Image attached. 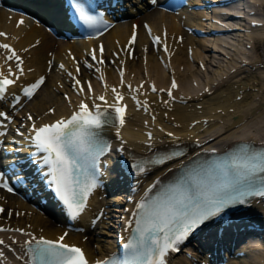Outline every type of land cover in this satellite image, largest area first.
Listing matches in <instances>:
<instances>
[{
  "label": "bare ground",
  "instance_id": "bare-ground-1",
  "mask_svg": "<svg viewBox=\"0 0 264 264\" xmlns=\"http://www.w3.org/2000/svg\"><path fill=\"white\" fill-rule=\"evenodd\" d=\"M18 1L37 9L44 17L50 18V14L52 13L53 16H55V19H59L58 17L61 8L59 2L56 0ZM236 2L238 4L233 7H231L230 4H224L222 2L221 5H219L221 7H218L217 11L212 10L206 12L204 10H197L194 13V15L199 18L204 17L206 19H212L213 17L220 21V23L218 21L214 23L212 21V23H210L209 21L207 22L206 20L200 19L202 30H205L204 27H208V24L210 23V29H216L217 31L214 36H205L198 39L202 45L201 50H199V47L194 46L193 48V51L194 49L198 50L196 54V50L193 52L195 58L199 57L198 63L201 61L204 62V64H207L209 58L213 60L211 63H215L216 66L211 70L207 68L206 70H201L198 65H194L195 58L190 60L189 56H187V53L189 52L187 45H193L195 42L190 39L188 33H185V35L182 36L180 29L185 24H191V19L180 20L178 15L174 12H168L167 14L164 11L157 10L155 7H153V9H143V13L131 14L126 20H120L115 23V25L101 37L77 40H56L54 37L50 36L48 32H45L43 28H40V24H31L28 17L26 19L19 18L18 15L15 16L12 12L4 11L1 8L0 30H5L8 34L6 37L0 36V42L2 43L6 40L8 44L10 43L15 46L16 53L18 55L22 54L23 59L22 68L24 75L22 81L10 86L9 90L10 92H14L23 83L31 84L40 76H44V86L47 87L50 83L55 86H60L63 91L67 92L69 103H63V100L58 98V96L53 98V95L49 93L47 97H40L35 103L33 102L34 105L32 104L31 110L36 116V114L40 115L45 112L44 110L48 105L50 106L52 104L55 106V110L51 111V113L41 115L43 119L41 118L39 122L66 116V114H69L72 108L75 107L76 103H79L80 100V97L69 88L68 84V80H72L73 78H78V80L82 79V73H77V66L75 63V59L77 58L84 67L83 72H85L84 77L87 85L82 83L76 86V88L80 89V86H83V88L87 90L88 83L90 82L94 91H99L101 93L103 91L106 98L109 96L108 92L112 90L110 87L114 85L117 91L120 90L121 92L123 91L130 93V95L133 94L138 96L140 100H142V105L146 103L143 102L145 101L143 100V97L148 96L151 99H156V96H159V94L151 95L149 93V83L156 85V88L166 89L170 84L171 77H173L176 78V81L178 82V87L174 90L171 89L175 92L173 95L176 97L182 96L186 100L196 98L201 99L211 91L215 90V87L222 84L224 80L237 77L234 81H239L243 76H240L239 78L238 75L251 70L249 66L246 65L250 61L247 58L245 50L247 46L245 45L246 41H244L245 33H241L238 30L239 28H244L246 31L250 30L246 36H248L249 40H251L255 46L264 42V28L257 29V26L259 25L264 26V17H258L256 15L260 11V7L264 8V0L251 1L253 3H251V6H254V10H251V12L245 11L246 7H250L248 1L239 0ZM247 3L249 6H247ZM126 4H128V2ZM221 10L223 12H221ZM246 13L251 15L250 20H244L245 22L241 25L237 19H241L242 15ZM180 14L183 13L180 12ZM21 20L23 23L18 26V22ZM179 21L181 23H179ZM58 24H60V21ZM145 25L150 27V34L149 30H146ZM133 26H136V40L130 43L133 35L132 31L134 30ZM147 35L153 36L154 38H160V42H157L159 44H157L156 50L157 55L163 59V62L159 57L157 60L150 57L149 54L147 55V59L145 58L143 61L144 57L142 58L140 54H143V51L145 50L147 51V47L144 45L145 40L148 37ZM163 43L167 45L168 52L170 53L169 61L166 54L161 49ZM101 46H103L107 52L104 58L102 57V59H98ZM206 47L212 49L210 55L207 53L203 54L202 49H206ZM132 48L133 50L131 51L130 49ZM25 49H27V51H24ZM93 50L97 51L96 56L99 61L98 65L96 64L94 67L92 65V56L90 55ZM4 53V49H0V71L3 73L5 66H3L4 56L2 55ZM49 61H51V64H49ZM61 65H63L62 68L60 67ZM89 65H91V67H89ZM100 66L102 67L101 75L107 85L106 88H101V85H99L100 80L96 79V77L99 79L98 72L92 71V67L98 69ZM256 69L257 76L256 74H254V76H256L257 82H252L253 86L255 84L258 85L255 88L256 90L250 92L245 90L248 87L246 79H244L243 82L240 81L238 84H234V86L228 84L230 87L227 91H225L226 89H221L219 92H216V96L208 97L214 99L213 101L208 102L209 104L213 103L214 106L207 108L204 107L202 108V111L198 113L194 110H187L186 106L180 104L174 103L172 104L173 108L167 110L164 106L154 107L153 103L148 102L154 109H156L154 110L151 108L152 113L157 114L156 119L158 120L155 122V126L150 124L151 119L149 118L150 115L148 114V111L145 112L140 109L133 111L136 103H134L133 109L128 107L126 109L125 123L123 125L118 123L116 126L112 127L110 131L113 145L120 144L122 147H125V151H127L125 157H128L129 150L132 151V153L135 152L144 156L157 149V147L161 146L164 142L172 143L177 141L185 146L188 145L189 150L187 154L174 160L172 163L159 167L158 169H155V171H150L149 173L141 175L135 172L133 173L134 176L131 178L129 175L125 174L121 167L119 168V165L115 162L113 166L114 170H112L110 174L111 179L114 177L113 181H118L116 182L119 186L117 189L118 191L122 190L128 192V194L132 192L131 197H133V201L129 202V205L127 202H124L125 207L129 206L124 222L117 219L115 220L114 218L113 209L124 211L122 209L123 207L120 206L119 208L114 206L115 203L118 205L119 201L123 202L125 199L124 193H118L116 196H109L106 200L108 204V214L106 216H112L113 218L111 220L114 221V223L110 225L113 226L112 232L110 233L113 237H109L104 244L98 242L94 244L93 239L87 237V233L84 231H69L65 237L66 241L73 244H81L88 253L90 260L95 259L96 256L103 258L109 251H114L116 242L115 238L119 235L125 236L124 234L127 233L128 229L125 227L127 226L126 224L128 223V220L126 219L128 218L129 212L134 211L138 197L143 194L148 186L155 184L156 181L160 180L165 174L179 166L180 163L190 156L189 153H195L202 149L207 150L211 147L215 149H226V147H229L235 141L240 140H253L259 144H264V67L257 66ZM121 71H123V83ZM201 72H203V75H201ZM249 73H251V71ZM57 79L63 81V86L59 85V83L57 85ZM143 79L146 80L148 86L142 85L141 87L140 83ZM195 81H197V85H194ZM126 82L132 84L130 89L125 87ZM133 88L136 89L134 90ZM137 89L139 90L137 91ZM238 94L240 99H237L236 97ZM6 95H8V92ZM166 98L169 97L167 96ZM208 98H206L207 101ZM165 110L168 112L167 117H164ZM198 118H202V120H200L199 123L194 124V126L191 125V122ZM204 118L206 120H204ZM145 120L148 125L145 124ZM174 122L177 123V126H174ZM204 122H207L208 124ZM160 124L162 127H167L165 132L157 128V125ZM118 129H120L121 137L118 136ZM148 129H152L156 134V137L152 139L149 138L147 136L148 134H146V130ZM171 132L176 136V139L175 137L173 138V136H171V138L168 136V133ZM112 157L114 160L119 158L118 152L115 150L112 151ZM119 182L121 183L119 184ZM124 185L126 186L123 187ZM134 185L137 189L136 193L132 190ZM99 198L100 194H95L93 200H90L92 201L91 207L89 209L87 208L86 211L80 214L81 217L78 221L80 220L83 227L90 228L92 226L90 220H88V224L86 221L89 216L94 218L100 210L101 203ZM255 200L256 199L252 202H254L260 212H264V197L259 198L258 200L260 202L258 203ZM0 204H2L3 208L6 210L7 208L11 209L15 214L18 212L19 215H17L18 218L14 217L13 221L3 223L0 220V224H5L8 227H26L25 229H31L35 236L45 235L48 238H59V235L66 231V216H64L62 210L57 207L56 203H46V208L54 214L56 220L49 216V218L45 219L43 217L41 218L39 215H34L29 210V207L26 206L27 203L20 201L18 197L11 193H6L2 189H0ZM206 233L209 234L210 232ZM3 234H6L3 236L5 237L4 241L6 244L0 245V253H6L8 258L6 264H24L27 262L28 257L25 250V239L27 236L24 237L17 233L7 235L8 233L0 232V235ZM230 235L231 232L229 234L225 233L224 237L227 236L226 241ZM204 241L208 242L210 239L206 238ZM93 244L96 245V248L94 249L92 248ZM7 245L13 246L14 251H10ZM249 245L251 246V244ZM261 248H264V243L262 242L252 244L251 246L252 252L249 256L253 258L256 264H264V250H260ZM233 253L234 255L236 254V252ZM181 261L182 260L179 259L178 263L182 264L183 262L181 263ZM233 261L236 262L235 259H233ZM184 262L192 264L187 258H185Z\"/></svg>",
  "mask_w": 264,
  "mask_h": 264
},
{
  "label": "snow or ice",
  "instance_id": "snow-or-ice-1",
  "mask_svg": "<svg viewBox=\"0 0 264 264\" xmlns=\"http://www.w3.org/2000/svg\"><path fill=\"white\" fill-rule=\"evenodd\" d=\"M69 2L75 18L84 25L92 27L107 23L102 14H92L80 0H69ZM22 23V20L19 21L18 26ZM135 27L133 26L134 31L130 43L135 41ZM145 27L151 33L150 27L148 25ZM0 36L6 37L7 34L0 32ZM155 42H160V38L156 37ZM0 49L10 53L6 60H15L16 69L22 75L23 60L12 46L0 44ZM165 51H167L166 47ZM100 52L102 55L103 46L100 47ZM92 58L96 59L94 51ZM60 67L62 68L63 65ZM77 71H79V67H77ZM18 78L10 66L7 76L0 71V100L4 98L8 87L15 84ZM121 78L123 83V71H121ZM44 83L45 77L40 76L35 82L22 89L24 95L27 98L33 97ZM80 84L79 80L75 81V85ZM177 87L178 85L173 80L171 88ZM129 88H131L130 85ZM88 90L92 91L90 82ZM79 91L81 94L83 93V86ZM152 91H157L155 85L152 86ZM159 91H165V89ZM167 91L171 98V89ZM112 92L115 95L114 104L109 105L104 95L97 99L104 102L107 107H113L120 125H123L127 106L120 104L123 96L117 92L115 87ZM14 99L18 100L17 97ZM94 108L95 112L90 110L87 103L81 101L78 110L73 112L68 119L61 118L51 124H43L39 127L34 124L32 126L33 143L36 149L46 153L42 157V162L48 166L49 183L53 186L56 196L72 219H76L84 211L89 195L97 187L99 173L96 160L109 147L99 138V133L94 132L93 129L99 130L107 124L111 118L110 114L102 111L100 105H94ZM0 118L11 119L4 111H0ZM28 119H32L31 115ZM153 119L155 118L153 117ZM5 134V132H0V136ZM168 135L171 136L172 133H168ZM149 138H151V133H149ZM178 155L180 153L165 154L159 160L134 163L132 167L143 173L151 164H163ZM211 168L223 170V180L211 188H205L192 172H188L180 175L174 184L166 186L154 198L147 200L142 198L133 212L134 221H129V226L135 224V235L124 245L126 249L130 250L129 257L123 262L113 259L97 261L96 264H138L141 261L143 264H166L169 250H176V246L184 241L194 229L219 216L226 208L244 205L250 196H264V148L256 151L245 145L239 151L229 154L222 163L210 166ZM82 169L84 171H81ZM88 169H91L92 172L88 174L87 183L83 184L80 177ZM0 188L9 192L13 191L3 172H0ZM4 211L5 209L0 207V213ZM102 214L101 212L100 216ZM8 215L11 216L12 213L9 212ZM100 216L97 217V220L100 219ZM11 230L0 227V231ZM15 231L23 232L22 229H15ZM27 235L31 236L30 233ZM65 236L67 233L57 240L33 236L32 239L25 241L28 257L26 264H89L81 248L63 243ZM3 244L4 240L0 239V245Z\"/></svg>",
  "mask_w": 264,
  "mask_h": 264
},
{
  "label": "rangeland",
  "instance_id": "rangeland-1",
  "mask_svg": "<svg viewBox=\"0 0 264 264\" xmlns=\"http://www.w3.org/2000/svg\"><path fill=\"white\" fill-rule=\"evenodd\" d=\"M246 2L248 1V3L250 4V7H246L245 8V11H247V12H251V10H254V6H251V1H255V0H245ZM247 3V6H249V4ZM253 4V3H252ZM259 12L256 14L258 17H264V8H262V7H260L259 8ZM244 16H246V20L245 21H247V20H250V16L251 15H248V13H246V14H243ZM256 15H252V16H256ZM198 19V21L200 22V19H202V20H206L207 22L209 21V20H207L206 18H202V17H198L197 18ZM210 19V18H209ZM181 20V19H180ZM210 20H212V19H210ZM243 20V18L242 19H240L238 22L242 25L245 21ZM191 21V20H190ZM213 21V20H212ZM195 21H191V23L192 24H195L194 23ZM210 22V21H209ZM179 23H181L180 21H179ZM244 27V26H243ZM205 28V27H204ZM262 28H264V26L263 25H259V26H257V29H262ZM241 33H245V39H244V41H246V44L245 45H247L246 46V48H245V50H246V55H247V58L249 59V61L250 62H248L246 65H248L249 66V68L251 69L250 71H251V73H249L250 71H247V72H243L241 75H238L239 76V78H240V76H243V78L242 79H238L239 81H234V80H236L237 79V77H233V78H230V79H226V80H224V82L222 83V84H220L218 87H215V90H213V91H211L209 94H207L206 96H204L203 98H201V99H192L191 101L189 100L188 102H187V104H182V105H184V106H186L187 107V110H194V111H196L197 113L198 112H201L202 111V108H204V107H212V106H214V104L212 103V104H209L208 102H210V101H213L214 99L213 98H208V97H212V96H216L217 95V93L216 92H219L221 89H226L225 91H227L228 90V88L230 87L229 85L230 84H232L233 86H234V84H238L240 81L241 82H243V80L244 79H246L247 80V82H248V87H247V89H245L246 91H248V92H250V91H254V90H256L255 88L258 86V85H254L253 86V84H252V82L254 81V83L255 82H257V79H256V76H257V69H256V67L257 66H261V67H264V42H262V43H259V45H257V46H255L254 44H253V42L251 41V40H249V38H248V36H246V34H248V32L250 31V30H248V31H246V30H244V28L242 29V31H241V29L239 28L238 29ZM134 31V30H133ZM133 31H132V33H133ZM147 32V31H146ZM180 33L182 34V36H184L185 35V33H188L189 34V37H190V39L192 40V41H194L195 43L192 45V44H189L188 45V47H189V49L191 50V46H192V48H194V46L195 47H199V50H201V48H202V45H201V43H200V40H198V38H196V37H194V36H192V33H190V32H187V31H185V30H183V28L181 27V29H180ZM148 36V35H147ZM148 37H150V36H148ZM148 37H147V39L145 40V43H144V45L147 47V51L145 50V51H143L144 53L143 54H140L141 55V57L143 58L144 57V59H143V61L145 60V58L147 59V55L149 54V56L150 57H153L154 59H157L158 58V56H157V52H156V49L153 47V45L152 46H147V44H148ZM247 37V38H246ZM246 39H248V40H246ZM135 40H136V37H135ZM153 43V42H152ZM255 47V48H254ZM258 47V48H257ZM213 48V47H212ZM155 49V50H154ZM196 49H194V51H195ZM193 51V50H192ZM193 51V52H194ZM198 50H196L195 51V54H196V52H197ZM190 53L189 54V52L187 53V56H189V59L191 60V58L193 59V58H195V56H194V53ZM202 52H203V54H211L212 53V49L210 48V47H206V49H202ZM256 52V53H255ZM209 55H208V57H209ZM184 56H185V54H184ZM161 59V58H160ZM158 60V59H157ZM198 60H199V57H197V58H195V63H194V65H198V67L200 66L199 65V63H198ZM161 61L163 62V59H161ZM213 60L212 59H210L209 58V64L207 63V64H203V65H205L206 67H205V70H206V68L207 69H209V70H211L213 67H215L216 65H215V63H211ZM200 67H202V66H200ZM199 67V68H200ZM201 69V68H200ZM202 70V69H201ZM204 70V69H203ZM204 72V71H203ZM203 72H201V75H203L202 73ZM209 73H211V72H209ZM208 73V74H209ZM254 74H256V76H254ZM56 75H57V73H56ZM58 80V79H57ZM60 81V82H59ZM195 82H197V81H195ZM194 82V83H195ZM233 82V83H232ZM58 83H59V85H62L63 86V81H61V80H58L57 81V85H58ZM61 83V84H60ZM149 84H151V83H149ZM148 84V85H149ZM229 84V85H228ZM150 86V85H149ZM69 88H70V86H69ZM235 88V87H234ZM71 90L72 91H74L72 88H71ZM58 92H63V89H61L60 88V86H55L54 84L52 85L51 83H50V85L48 84V86L46 87V86H44V84H43V87L41 88V89H39V91L36 93V94H34V96H33V98L32 99H30V101H28L26 104H25V106L24 107H22L21 109L23 110V111H26V110H28V111H30L31 112V106H32V104L34 105V103H35V101H37L38 99H40V97L42 98L43 96H46L47 97V95L50 93L51 95H53V98L54 97H57L58 96V98H60V99H62V96H63V94L62 93H59L58 94ZM75 93V92H74ZM223 93V92H222ZM57 94V95H56ZM237 97V99H240V97H239V94L236 96ZM206 98H208V101L206 100ZM222 98V97H221ZM63 100V99H62ZM34 102V103H33ZM63 103H64V101H63ZM47 104H49V103H47ZM46 104V105H47ZM45 105V106H46ZM53 105L51 104L50 106L48 105L46 108H45V113H46V111L47 112H49V110H50V107H52ZM168 110V109H167ZM167 110H165L164 112H166L167 113V116H168V112H167ZM165 114V113H164ZM37 115L38 114H36V116L35 117H37ZM41 115V114H40ZM167 116H165L164 115V117H167ZM197 120V119H196ZM145 122H146V120H145ZM192 123V122H191ZM207 123V122H206ZM145 124H147V122L145 123ZM148 125V124H147ZM174 126H177V123L176 122H174ZM116 182H118V181H116ZM121 182H119V184H120ZM126 185H124L123 187H125ZM107 202V201H106ZM117 202V201H116ZM101 203V205H103V201H101L100 202ZM100 205V206H101ZM26 206H28L29 207V210L31 211V213H33L34 215H39V216H41V218L43 217V218H45V219H47L48 217L43 213V212H41L40 210H38V209H34L32 206L30 207L28 204L26 205ZM50 206V205H49ZM114 206H116V207H119L120 208V206L121 207H124L125 205H124V203H122V202H120L119 201V204L117 205L116 203H115V205ZM123 209V208H122ZM124 209H125V207H124ZM6 210V209H5ZM113 213H114V216H115V210L113 209ZM116 211H118V210H116ZM121 211V210H120ZM4 213V218H5V221H3V220H1L3 223L4 222H8V221H13V218L14 217H17L18 218V212H16V214H15V212L13 213V216L11 217V216H9L8 215V213H9V211L8 210H6V211H4L3 212ZM15 214V215H14ZM18 215V216H17ZM107 217H109V216H107ZM112 217V216H111ZM113 218V217H112ZM111 218V219H112ZM115 218V217H114ZM110 219V220H111ZM118 220V218L116 217L115 218V220ZM110 220H108V222H109V224H106L105 223V220H102V222L103 223H100V224H97L96 226H94V227H92L93 229L91 230V232H90V230L87 232V234H86V236L87 237H90V238H92L93 239V242H94V244H96L97 242L98 243H106L107 241V239L110 237H113V236H111V232H112V227L113 226H110V225H112L113 223H114V221H112L111 220V222H110ZM121 221V220H120ZM92 223V222H91ZM92 224H94V223H92ZM102 224V225H101ZM102 227H101V226ZM108 227V228H107ZM3 233V232H2ZM86 233V232H85ZM5 236V235H4ZM92 242V243H93ZM93 244V249L94 248H96L95 246L96 245H94ZM243 244H245V243H243ZM250 247L251 246H249V245H239L237 248H239L238 250H242V249H248L250 252H249V255L251 254V249H250ZM260 250H264V248H261ZM235 252V251H234ZM253 258H251L250 256H248V254L247 255H242V256H240L236 261L237 262H239L240 264H253V262H254V260H252ZM235 262V261H234ZM1 263V262H0ZM238 263V264H239ZM254 264H256L255 262H254Z\"/></svg>",
  "mask_w": 264,
  "mask_h": 264
}]
</instances>
